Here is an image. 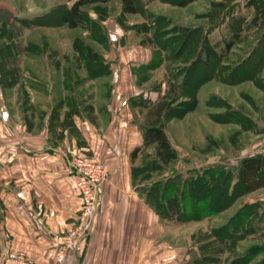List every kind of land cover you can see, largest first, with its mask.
I'll return each mask as SVG.
<instances>
[{
    "label": "rangeland",
    "instance_id": "1",
    "mask_svg": "<svg viewBox=\"0 0 264 264\" xmlns=\"http://www.w3.org/2000/svg\"><path fill=\"white\" fill-rule=\"evenodd\" d=\"M72 1L0 0V7L28 22L54 6H69ZM132 1L136 7L134 14L122 13L119 0L83 7L89 17L100 21L104 27L108 35V51L91 40L86 31L70 29L66 25L12 22L3 27L0 46L11 44V47L7 46L10 49L7 54L16 56L17 72L15 84L8 80L4 86L0 84L1 99L16 123L26 125L24 119L27 116L33 129L40 124V117L47 120L53 100L68 94H79L94 111L95 108L101 109L111 98L116 84L122 87V96L150 102L176 87L168 99H171L172 110L164 121L166 135L177 159L162 165L155 161L153 146L144 148L133 162L130 160L132 189L156 214L145 201L150 188L168 178L187 180L192 177L194 180L198 177V186L207 183L203 192L212 208L215 197L220 195L224 173L231 193L235 182L232 176L240 160L251 155L264 158V61L258 57L251 62L253 68L249 72H238L228 79L226 74L235 67L238 58L248 52V44H243L234 48L231 60L212 65L210 69L200 68L190 75L195 76L191 83H183L191 71L197 34L204 33L219 21L231 5L237 4L243 12L244 3L241 0H196L180 6L182 0ZM77 38L100 54L102 69L100 66L94 68L83 55L73 51L72 44ZM104 68L107 75L89 79L88 70L97 72ZM2 79L0 74V81ZM198 81H202L198 87L190 88ZM133 103L135 119L141 123L146 111L139 107V102ZM83 115L94 121L93 112L86 111ZM134 120L133 123L137 124ZM90 155L84 150H76L66 153L65 161L75 176V183L77 176L71 166L74 157L96 161L106 171L92 218L93 229L100 189L110 179L111 172L106 164ZM212 168L223 174L209 182L205 174ZM233 196L225 208L208 213L199 221L184 225L159 221L160 227L169 225L171 228L167 233L170 237L168 256L182 258L181 264H229L233 259L245 264H264V189L248 194L236 191ZM150 199L156 204L158 194L151 195ZM78 202L73 216L74 228L80 226V200ZM229 230L234 232L233 236H227ZM159 251V254L163 253L161 248Z\"/></svg>",
    "mask_w": 264,
    "mask_h": 264
},
{
    "label": "crops",
    "instance_id": "2",
    "mask_svg": "<svg viewBox=\"0 0 264 264\" xmlns=\"http://www.w3.org/2000/svg\"><path fill=\"white\" fill-rule=\"evenodd\" d=\"M121 88L116 84L106 104L92 111L93 122L83 112L66 120L62 97L33 129L27 116L26 125L15 122L0 94V262L15 251L36 264H57L56 242L73 228L79 203L65 156L84 150L106 164L111 176L100 189L87 243L62 264H181L182 258L168 256L170 226L160 227L132 189L130 152L142 145L143 135Z\"/></svg>",
    "mask_w": 264,
    "mask_h": 264
},
{
    "label": "trees",
    "instance_id": "3",
    "mask_svg": "<svg viewBox=\"0 0 264 264\" xmlns=\"http://www.w3.org/2000/svg\"><path fill=\"white\" fill-rule=\"evenodd\" d=\"M110 0H73L69 6L58 5L54 6L50 11L44 15L39 16L32 21H25L16 18L6 8L0 7V40L3 36V27L10 26L14 23H30L36 25H66L70 29H80L89 34L91 40L99 44L104 51L109 50L108 35L100 21H96L89 17L83 10V7L94 3H107ZM196 0H182L179 5L185 6ZM243 1L244 11L241 12L240 7L231 5L227 9L221 19L215 24L210 26L204 33H198V39L195 44V56L191 62V71L188 74L183 85L191 83V80L200 68L210 69L212 65L226 62L231 60L230 56L234 48L248 44V52L239 57L235 67L232 68L229 74H226L228 79H232L234 75L249 72L253 67L251 62L254 59L260 58L264 61V0H241ZM121 12L124 14L136 13V7L132 0H119ZM57 18V20H56ZM214 31H217L215 33ZM7 46L11 47L8 43L6 46H0V74L3 79L0 84L4 86L6 80L16 83L15 72L16 69V56L12 53L7 54L10 50ZM13 47V46H12ZM19 48V46H14ZM72 49L75 53L83 55L87 62L94 68H98L103 63L102 58L98 52H94L89 44H84L80 39H75L72 44ZM17 54V53H16ZM4 66L6 67L4 70ZM102 69V66H100ZM105 67V66H104ZM105 70V71H104ZM102 71L91 72L87 71L89 79L97 78L107 75L106 68ZM96 71V70H94ZM202 81H198L190 86V88L198 87ZM64 85L68 89V82L65 81ZM176 87L168 89L166 94L160 98L150 101L130 100V106L135 109L136 104L139 102V107L145 109L143 122L138 123L136 113L133 114L135 123L138 124L142 135L143 142L139 147H135L130 152V160L133 162L137 154L144 148L154 147V158L157 163L167 165L177 159V153L171 146V143L165 132V118L172 110L169 105V97H172L173 91ZM68 105V112L65 119H70L73 115L82 114V112H92L91 104H86L79 94L75 96L64 97ZM223 172L219 169L212 168L207 171L205 176L208 181H213ZM230 176V174H229ZM234 185L231 188L232 192H228L229 184L227 175L224 173L222 188L220 195H217L211 205L207 203L205 193L203 190L206 188L207 183L202 182L201 187L196 183L198 177L192 180L189 177L187 180H180V178H168L166 181L155 184L147 192L145 201L158 215L159 221L165 224L184 225L191 221H199L208 213H214L225 208L234 199L233 194L239 191L243 194L255 192L264 189V158L260 155H251L244 157L240 160L235 174L232 176ZM162 185H159L161 184ZM210 187V185H209ZM161 189V192H160ZM159 190V191H157ZM206 191V190H205ZM213 192V189H212ZM203 193V194H202ZM227 193H230L227 197ZM158 194L157 203L150 202V196ZM230 198V199H229ZM211 209V210H210ZM234 232L227 233V236H233ZM212 261V260H210ZM214 263V262H213ZM246 262H239L237 259L231 260L229 264H245Z\"/></svg>",
    "mask_w": 264,
    "mask_h": 264
},
{
    "label": "built area",
    "instance_id": "4",
    "mask_svg": "<svg viewBox=\"0 0 264 264\" xmlns=\"http://www.w3.org/2000/svg\"><path fill=\"white\" fill-rule=\"evenodd\" d=\"M76 173L75 188L80 200L81 213L78 218L79 227L72 228L56 242L53 260L57 264L65 262L68 254L85 243L92 229V218L98 202V192L106 177L104 167L96 161H89L79 156L71 160ZM0 264H36L34 260L14 251L5 253Z\"/></svg>",
    "mask_w": 264,
    "mask_h": 264
}]
</instances>
